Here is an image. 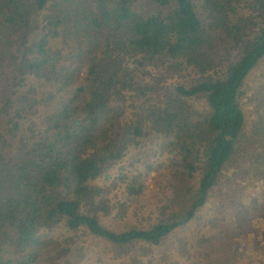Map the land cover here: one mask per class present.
I'll list each match as a JSON object with an SVG mask.
<instances>
[{"label":"trees","instance_id":"1","mask_svg":"<svg viewBox=\"0 0 264 264\" xmlns=\"http://www.w3.org/2000/svg\"><path fill=\"white\" fill-rule=\"evenodd\" d=\"M262 61L264 0H0V264H236ZM217 190L242 218L187 235Z\"/></svg>","mask_w":264,"mask_h":264},{"label":"rangeland","instance_id":"2","mask_svg":"<svg viewBox=\"0 0 264 264\" xmlns=\"http://www.w3.org/2000/svg\"><path fill=\"white\" fill-rule=\"evenodd\" d=\"M83 82V81H82ZM81 82V83H82ZM264 87V61L260 62L255 69L249 75L246 85L244 87L245 94L242 96V101L244 108L246 109V128L244 129L245 135L253 134L254 136H264V122H262L259 118L264 117L263 109L260 107L259 103L256 101L253 102L255 96L260 93V89ZM249 96L250 100L246 98ZM249 152H254L255 149L259 150L257 153L263 154V148H256L254 146L249 145ZM247 159L242 162L241 168L243 171L237 176V181H242L243 189L238 195L241 196L243 192L247 195L243 196V203L249 204L251 199H248L251 195H256L259 192V188L264 185V167L260 165L258 170L254 168V163L252 156L250 157L249 153L246 154ZM261 161L264 158H259ZM150 196L144 199L145 203L152 202L154 193L158 191V186L155 184L154 180L151 177L148 179ZM241 184V183H240ZM222 193L220 190L216 191L215 196H212L210 199L209 205L206 209L202 210L199 214L200 217L197 220L190 223V226L187 231V235H195L196 231L199 228H204L205 224H207L208 219H217L219 227L221 228L225 221L229 222V225L235 224L233 221L238 218H242L240 214H243L238 209L242 207V205L237 204L235 209H226L220 207V195ZM255 196V197H256ZM261 198V195H258ZM224 203L226 201H223ZM245 206V208H246ZM244 207L243 209L246 210ZM225 212V213H224ZM261 212V211H260ZM231 214V215H228ZM248 217V216H247ZM224 220V222H223ZM227 225V224H226ZM247 228L245 231L239 233L237 229H232L230 233H237L235 239L232 236L226 235L223 244L230 245V255L231 260L236 264H264V213L258 220V223H250L246 225ZM208 238L215 239V233L211 232L207 236ZM261 253V255L259 254ZM260 257V259H259ZM94 259V258H93ZM95 260V259H94ZM94 260L93 263L94 264Z\"/></svg>","mask_w":264,"mask_h":264}]
</instances>
